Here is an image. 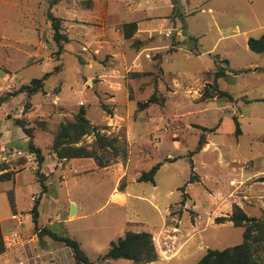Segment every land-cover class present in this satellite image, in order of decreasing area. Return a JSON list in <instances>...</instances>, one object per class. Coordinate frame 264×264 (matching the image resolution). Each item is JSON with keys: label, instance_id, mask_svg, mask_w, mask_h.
I'll use <instances>...</instances> for the list:
<instances>
[{"label": "rangeland", "instance_id": "1", "mask_svg": "<svg viewBox=\"0 0 264 264\" xmlns=\"http://www.w3.org/2000/svg\"><path fill=\"white\" fill-rule=\"evenodd\" d=\"M53 3L69 38L58 61L47 17ZM107 3L109 9L121 8L109 15V23L138 19L140 32L125 39L101 22L71 28L78 16L86 19L75 0H0V96L61 64L42 90L0 102V154L29 149V137L16 123L24 121L44 155L40 170L47 184L42 192L36 169L23 157L0 161L2 174H11L0 181V225L2 230L13 225L8 202L13 192L16 212L24 215L22 235H34L38 264L72 262L70 248L41 236L42 227L78 240L94 264H135L101 259L109 242L126 230L152 234L155 264H194L208 248L242 241L243 227L216 221L234 204L264 218V181L257 180L264 175V103L253 101L264 98V58L246 44L264 32V0H174V9L172 0ZM189 38L197 44L178 43ZM135 39L145 43L135 48ZM215 55L227 59L222 66L250 69L218 79L233 101L199 100L203 84L212 81ZM154 89L165 96L164 104L137 111V102ZM80 107L101 134L126 145L125 157L99 150L105 166L92 158L57 159L53 133ZM201 133L206 142L191 154ZM93 140V134L85 135L78 144L94 147ZM158 161L163 164L154 185L136 180ZM33 194L40 199L36 230Z\"/></svg>", "mask_w": 264, "mask_h": 264}, {"label": "trees", "instance_id": "2", "mask_svg": "<svg viewBox=\"0 0 264 264\" xmlns=\"http://www.w3.org/2000/svg\"><path fill=\"white\" fill-rule=\"evenodd\" d=\"M56 3V2H55ZM47 10V17L50 21L52 29V39L55 42L56 50H54V59L58 61L60 59L63 46L69 42L68 36L61 31L62 18L53 14V6ZM174 9V0H172ZM119 30L125 39L132 38L133 34L137 31V22L134 20L123 21L119 25ZM194 41V42H191ZM145 43V40H133L135 48H139ZM180 44H193L196 45L195 38H189L185 42L179 41ZM246 44L249 50L260 54L264 58V32L259 37H249L246 40ZM158 59L163 57L161 54L157 55ZM162 63V62H161ZM219 63L227 64V59L219 58L218 55L214 56V69L212 81L205 82L200 90L199 100H210L214 97L224 98L227 101H233V95L225 90L219 88L218 79L220 77L225 78L228 75H236L239 73H246L250 69H232L222 66ZM161 71V66H157ZM61 70V64H56L54 68L46 72L44 75L38 78H32L29 83L22 84L16 90L7 92L5 95L0 96V102L6 101L11 96H15L20 93H25L27 97L32 96L44 87L45 79L53 73H58ZM143 73V72H142ZM145 74V73H143ZM208 74V73H207ZM253 101H262L264 98H255ZM165 102V96L153 90V92L142 101L137 102V111H142L153 104L163 105ZM235 130L234 134L239 135L241 133L240 123L237 117L233 115ZM19 125L29 137L27 147L29 150H33L37 154L38 168L36 169L37 180L41 185V191L47 190V184L45 181V175L40 170L44 163V155L40 147L36 146L33 142V134L31 128L27 127L22 120H16ZM216 127L203 128L204 130H214ZM94 135L93 146L89 147L84 144H78V142L85 135ZM205 136L200 134L198 144L195 150L190 153L199 151L204 143ZM52 152L59 160H70L74 158H92L99 165L105 166L99 155L98 151L112 152L113 155H118L119 152L126 156V145L119 144L116 137H108L105 134H101L98 129L93 126L85 115V109L80 107L73 118H66L62 120L56 127L53 133V139L51 143ZM162 161H158L153 164L148 170L141 171L137 177V181H146L151 184H155V174ZM11 178L10 173L0 175V181ZM194 178L191 176L190 181ZM258 181H264V175L257 178ZM122 186V185H121ZM119 186V188H121ZM122 189V188H121ZM40 199H37L30 209V216L34 223V229H38L37 218L39 215ZM8 202L10 209L13 213L16 212L15 198L13 192H8ZM29 215V214H28ZM216 221L219 223L230 221L233 226L243 227L242 241L232 246L225 247L223 249H206L205 253L194 264H264V218L248 215L243 208L234 204L232 211L229 215L216 217ZM3 230L0 225V252L4 250V243L2 239ZM40 235H48L53 240L64 243L71 250L73 264H94L92 260L86 255L81 248L80 242L73 237L58 234L53 230L46 227L40 229ZM127 259L135 264H147L157 259V252L152 239V234L148 231H133L126 230L124 234L118 237L116 240H112L108 244V248L101 259Z\"/></svg>", "mask_w": 264, "mask_h": 264}, {"label": "built area", "instance_id": "3", "mask_svg": "<svg viewBox=\"0 0 264 264\" xmlns=\"http://www.w3.org/2000/svg\"><path fill=\"white\" fill-rule=\"evenodd\" d=\"M9 157H23L29 163V168L35 170L38 168L37 154L33 150H22L20 148H13L9 152L0 154V161H6ZM4 173L0 169V175ZM33 202L36 196L33 194L29 197ZM13 225L3 230L2 239L4 243V250L0 252V264H38L37 256L32 252V241L34 235L31 237H23L22 229L24 224V215L21 212H15L10 215ZM73 264V261L70 263Z\"/></svg>", "mask_w": 264, "mask_h": 264}, {"label": "crops", "instance_id": "4", "mask_svg": "<svg viewBox=\"0 0 264 264\" xmlns=\"http://www.w3.org/2000/svg\"><path fill=\"white\" fill-rule=\"evenodd\" d=\"M77 2V5H78V10H80V12H82L86 18L85 20L82 19V17L78 16L76 18V21L73 22V24L69 25L71 26V28L73 27V25H84V24H93V22H101V24L105 25V26H109L110 27H113L112 30H114V33L115 35L119 36L120 34V31H119V27H117L119 24H121L123 22V20H120L116 23H113V22H110L109 23V15H111V13L115 14L117 12L115 11H120V7H110L109 9V4L107 3V1H114V0H105V5L103 3V0H75ZM171 2V0H170ZM98 8H102V9H98ZM110 13V14H108ZM74 17V16H73ZM147 15H143V17L141 18H146ZM131 20H134V21H138V19H131ZM85 21V23H84ZM88 22V23H86ZM137 30L138 32H140V29H139V24L137 22ZM147 32H150V31H147ZM261 98V97H259ZM255 174L252 173L251 176H254ZM256 177V176H254ZM243 196H246V195H243ZM264 196V195H263ZM241 205V204H240ZM241 207H243L241 205ZM244 208V207H243ZM156 260L153 261V262H150L149 264H155Z\"/></svg>", "mask_w": 264, "mask_h": 264}, {"label": "water", "instance_id": "5", "mask_svg": "<svg viewBox=\"0 0 264 264\" xmlns=\"http://www.w3.org/2000/svg\"><path fill=\"white\" fill-rule=\"evenodd\" d=\"M75 206L72 204V208H71V214H74V212H75Z\"/></svg>", "mask_w": 264, "mask_h": 264}]
</instances>
